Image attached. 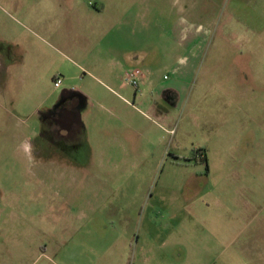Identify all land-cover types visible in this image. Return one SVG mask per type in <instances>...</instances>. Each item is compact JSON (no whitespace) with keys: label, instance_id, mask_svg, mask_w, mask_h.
<instances>
[{"label":"rangeland","instance_id":"rangeland-1","mask_svg":"<svg viewBox=\"0 0 264 264\" xmlns=\"http://www.w3.org/2000/svg\"><path fill=\"white\" fill-rule=\"evenodd\" d=\"M58 1L0 0V264H264L248 0H85L106 8L83 14L95 41L78 50ZM65 88L93 101L78 140L54 142Z\"/></svg>","mask_w":264,"mask_h":264},{"label":"crops","instance_id":"crops-1","mask_svg":"<svg viewBox=\"0 0 264 264\" xmlns=\"http://www.w3.org/2000/svg\"><path fill=\"white\" fill-rule=\"evenodd\" d=\"M100 1V0H98ZM244 7L247 8L250 5L252 6L253 10V20H254V28H262L264 27V0H248L247 2H240ZM58 4H61V7L64 8L65 17H66V23L68 24L69 28L73 29H79L80 33V39L79 42L71 41L68 43V46L71 48H74L75 50L81 49L82 47H87L94 44V41L92 39L93 34L95 35L94 31L96 28L95 22L92 21V19L87 23L86 18L83 16L85 12L87 14H96L100 15L103 11H105V6H101V9H98L99 6L93 5L92 2L86 3L85 0H59ZM104 4V3H103ZM105 5V4H104ZM91 14V15H92ZM100 23H98L97 27H99ZM110 23L105 24V31L104 34L98 33L99 40L106 38L107 35V27H109ZM86 28H88L89 32L86 31ZM103 35V36H102ZM103 37V38H101ZM74 95L76 99L80 100V102L83 104V108L86 107L87 104H89L91 101H93V96L88 94L85 91H80L77 89H70L65 88L63 90V96L64 95ZM101 101V100H100ZM84 102V103H83ZM101 103V102H100ZM104 104V103H103ZM102 104V107L104 106ZM55 107V106H54ZM115 108V107H113ZM84 112H80V119H84ZM204 158L207 159V156L204 154Z\"/></svg>","mask_w":264,"mask_h":264},{"label":"flooded vegetation","instance_id":"flooded-vegetation-1","mask_svg":"<svg viewBox=\"0 0 264 264\" xmlns=\"http://www.w3.org/2000/svg\"><path fill=\"white\" fill-rule=\"evenodd\" d=\"M83 104L74 95H64L55 107L47 112L44 119L45 134L51 141H76L82 132L80 119ZM49 149V148H48ZM51 150L46 153L51 155Z\"/></svg>","mask_w":264,"mask_h":264},{"label":"built area","instance_id":"built-area-1","mask_svg":"<svg viewBox=\"0 0 264 264\" xmlns=\"http://www.w3.org/2000/svg\"><path fill=\"white\" fill-rule=\"evenodd\" d=\"M142 77H143V73L140 70H133L126 74V82L129 83L134 88L138 89ZM54 81H55V86L57 88L62 87L63 80L61 77H56Z\"/></svg>","mask_w":264,"mask_h":264},{"label":"trees","instance_id":"trees-1","mask_svg":"<svg viewBox=\"0 0 264 264\" xmlns=\"http://www.w3.org/2000/svg\"><path fill=\"white\" fill-rule=\"evenodd\" d=\"M198 153H200V155H202V154H201V151H199ZM203 162L206 163V162H207V159L204 158V159H203Z\"/></svg>","mask_w":264,"mask_h":264}]
</instances>
